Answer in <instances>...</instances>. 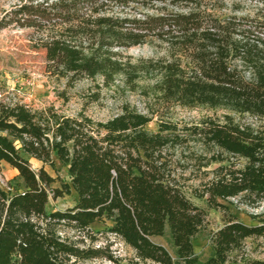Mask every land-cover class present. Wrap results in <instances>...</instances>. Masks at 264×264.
<instances>
[{
	"label": "trees",
	"instance_id": "trees-1",
	"mask_svg": "<svg viewBox=\"0 0 264 264\" xmlns=\"http://www.w3.org/2000/svg\"><path fill=\"white\" fill-rule=\"evenodd\" d=\"M238 8L233 3L226 11L224 0H19L3 12L0 27L33 29L46 70L69 84L101 78L108 86L118 77L152 74L154 96L164 106L224 112L191 125L160 120L150 131L153 111L129 106L99 121L83 111L67 115L53 105L0 100V162L19 180L12 190L0 188V264H77L104 256L62 239L57 226L88 232L107 222L104 231L143 261L197 264L192 241L206 214L185 187L200 174L211 177L191 193L205 197L224 221L208 237L204 264H264L241 254L246 239H264V213L250 215L254 224L229 213L230 206L264 201V13ZM153 42L162 56L132 62L122 55ZM30 158L42 163L37 171ZM56 162L68 180L45 170H56ZM55 181L59 186L51 187ZM49 193H73L75 203L47 212ZM166 228L174 257L151 240Z\"/></svg>",
	"mask_w": 264,
	"mask_h": 264
},
{
	"label": "rangeland",
	"instance_id": "rangeland-1",
	"mask_svg": "<svg viewBox=\"0 0 264 264\" xmlns=\"http://www.w3.org/2000/svg\"><path fill=\"white\" fill-rule=\"evenodd\" d=\"M19 0H0V20L5 10L10 9ZM226 11L235 3L238 11L243 13H264V0H224ZM38 34L31 28H20L13 25L0 27V100L12 103L25 104L32 108H42L53 105L60 112L74 115L83 111L94 120L105 121L121 113L122 107L129 106L139 112L150 114L152 120L146 129L156 131L158 122L171 121L179 126L197 123L207 116H218L224 111L211 110L206 107H185L178 104L164 106L158 102L153 93L157 75L139 74L134 80H125L118 77L108 86L103 85L101 78L94 80L80 78L69 84L66 78H58L46 70L45 51L37 43ZM163 47L157 42L143 44L123 50L124 57H130L132 62L160 57L164 54ZM94 97L96 99L94 100ZM238 117V116H236ZM243 120L252 121L244 115ZM30 166L37 171L42 163L33 158L29 159ZM217 163L211 164L206 170L213 169ZM45 170L54 178L59 176L68 180L66 169L56 162V170L45 165ZM196 172H193V175ZM190 175V171L186 172ZM192 175V174H191ZM209 175L200 174L199 178L192 177L186 181L185 193L190 200L206 214L205 228L193 239V248L198 257L197 264H204L211 253L208 237L212 231L223 225V214L220 210L208 207L205 197L198 198L191 193L192 188H198L200 179H208ZM19 182L17 171L5 162H0V188L5 191L12 190ZM55 181L51 187H58ZM75 195H64L53 198L48 195L45 206L47 212L54 209L65 210L75 203ZM236 202V199H233ZM229 213L246 224H254L250 215L264 213V201L257 207L239 204L238 208L229 207ZM110 225L101 223L91 224L89 231L76 229L60 224L57 234L68 242L81 248H99L104 256L79 260L77 264H155L143 261L136 257L135 251L126 245L119 237L104 231ZM151 240L161 244L174 257L175 248L172 244L168 228L162 236H153ZM245 257L264 260V239L248 238L243 243L241 251ZM111 256L112 258H109Z\"/></svg>",
	"mask_w": 264,
	"mask_h": 264
}]
</instances>
